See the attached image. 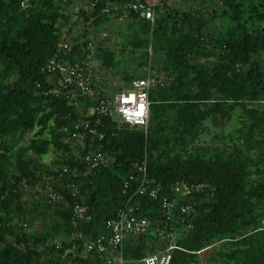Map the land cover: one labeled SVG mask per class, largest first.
Returning a JSON list of instances; mask_svg holds the SVG:
<instances>
[{"label":"trees","instance_id":"trees-1","mask_svg":"<svg viewBox=\"0 0 264 264\" xmlns=\"http://www.w3.org/2000/svg\"><path fill=\"white\" fill-rule=\"evenodd\" d=\"M223 1L225 10L212 18L226 20V27L208 32L192 13L164 6L160 15L157 3L153 22L134 11L120 19L99 6L71 11L74 0H28L26 7L23 0H0V264H98L95 254L83 255L86 237L108 235L106 221L127 204L152 221L148 231L126 241L124 264H141L169 245L157 221L162 199L181 181L205 187L190 200L192 226L175 222L170 264H264V230L258 229L264 217V0ZM110 21L117 25L116 49L97 36L105 23L113 28ZM64 33L75 50L80 39L97 44L103 66L122 68L128 86L149 65L166 76L164 86L150 91L146 131L104 116L92 125L95 132L80 129L85 147H77L76 157V139L66 142L71 135L65 128L86 118L90 100L77 108L38 85L47 80L43 67ZM132 62L140 66L136 71ZM235 112L241 124L226 132ZM211 123L220 129L207 141ZM54 149L56 157L43 161ZM96 149L110 163L75 175L83 154ZM145 159L157 198L137 193L140 174L129 179ZM72 182L74 196L67 187ZM49 187L63 193L66 204L53 201ZM77 204L88 205L90 219L75 218ZM36 217L42 227L34 229Z\"/></svg>","mask_w":264,"mask_h":264},{"label":"built area","instance_id":"built-area-1","mask_svg":"<svg viewBox=\"0 0 264 264\" xmlns=\"http://www.w3.org/2000/svg\"><path fill=\"white\" fill-rule=\"evenodd\" d=\"M77 2L80 10L90 11L99 6L102 12L119 17L126 18L130 11L137 12L143 17L152 20L156 19V0H74ZM28 0H23L22 6L26 7ZM74 37V34L72 35ZM71 37H66L65 33L59 40L55 54L46 62L43 71L47 74V80L38 85L44 84V93L46 94H64L70 105L81 108L85 99L90 100L87 108L85 119L77 121L73 128L66 127L65 130L70 132L69 137L65 140L71 142V148L76 157L80 156L77 150L78 146L85 147V134L80 129L95 132L93 124L103 122V117L111 115L114 120L120 124L131 127H139L147 130L150 116V91L165 85L166 76L160 73L150 65L144 68V76H136L131 79L129 86L122 85L123 90L116 89L109 93L99 79L96 71L94 43L90 42L87 46L84 39H80V46L74 49ZM91 50L87 56L85 50ZM31 134V133H29ZM28 135V134H27ZM26 135V136H27ZM27 138V137H26ZM82 169L76 166L75 175H90L93 171L102 166L108 165L110 159L99 149L83 154ZM68 166L64 167V172ZM140 174L138 179H142L137 187V193L148 194L153 198L159 195V189L153 187L149 175L147 160L136 162L133 166V172L130 173L129 179ZM126 187L129 182H126ZM67 187L71 189L72 195L77 193V184L68 183ZM205 187L203 183L190 184L187 181H181L173 187V195L162 199L161 219L157 221L158 230L162 241H170L167 247L154 251L144 256L142 264H170L172 261V250L177 246L174 244L178 234L175 226L176 221H188L189 227L192 226L195 217V208L190 201L195 193ZM48 196L53 201L66 204L65 195L61 192L54 191L51 187L48 189ZM135 204H127L118 210L116 217L106 221L109 229L108 235H99L86 237L84 242L83 255L93 253L96 255L98 264H124L126 263L124 253L126 250V241L138 238L139 235L148 231L152 221L146 217H140L134 213ZM75 218L90 219L89 207L86 204H77L75 207ZM26 229L28 222L22 221L20 225ZM259 230H264V217L259 224ZM81 235V234H80ZM76 245V244H75ZM164 244L160 243V246Z\"/></svg>","mask_w":264,"mask_h":264},{"label":"rangeland","instance_id":"rangeland-1","mask_svg":"<svg viewBox=\"0 0 264 264\" xmlns=\"http://www.w3.org/2000/svg\"><path fill=\"white\" fill-rule=\"evenodd\" d=\"M156 3L162 6V10L159 13L160 15L166 14L167 12L166 7H168V9H170L173 13H178L180 15L183 13H192L194 16L200 18L204 22L205 24L204 28L208 32L211 28L216 29V30L223 29L224 27H226V24H227L226 20H222L219 17L212 18V14H215L216 16L217 14H220L225 10V5H224L223 0H156ZM77 9H78L77 2H74L72 4V7H70V10L75 11ZM156 10L158 11V9ZM63 15L64 14H62V17ZM109 23H112V21H110ZM112 24H114L113 28H111V26H109L108 28V24L105 23V25L101 27L100 33L97 36L99 38L107 37V42L103 43L104 46L116 49L119 47V44H117V39L115 38L117 37L116 36L117 35L116 26L117 25L116 23H112ZM79 31H83V29H80ZM96 47H97V44H94V48ZM95 63H96L97 75H99V79L101 83L104 85L105 89L109 93H112V91L116 89L123 90L124 87L122 85L125 86L126 81H124V78L120 73V71L123 70L122 68L118 69L117 71L107 69L105 66H103V62L101 63L99 55L97 54L95 55ZM129 65L130 67H132L131 70L133 71H136L140 67V66L139 67L136 66L134 62H132ZM240 124H241V121L239 117V112H235L230 118V120L228 121V123H226L225 130L226 132H229L233 130L235 127L240 126ZM219 129L220 128L216 126V124L211 123L210 130L208 132H205L203 136L208 141L211 139L214 132ZM30 136H32V133L28 134L27 138H29ZM57 154L58 153L54 149V151H51L43 156V161L50 162V160L55 158ZM33 221L34 222L33 223L31 222V224L34 229L36 227L38 228L42 227V224H41L42 222L39 218L36 217L33 219ZM28 229L29 230L32 229L31 225L28 226L25 230H28ZM215 246L208 247V249L205 248L204 251L200 253L201 260L204 261L206 256L213 251Z\"/></svg>","mask_w":264,"mask_h":264},{"label":"bare ground","instance_id":"bare-ground-1","mask_svg":"<svg viewBox=\"0 0 264 264\" xmlns=\"http://www.w3.org/2000/svg\"><path fill=\"white\" fill-rule=\"evenodd\" d=\"M96 48H94V51L96 52V50H95Z\"/></svg>","mask_w":264,"mask_h":264},{"label":"crops","instance_id":"crops-1","mask_svg":"<svg viewBox=\"0 0 264 264\" xmlns=\"http://www.w3.org/2000/svg\"><path fill=\"white\" fill-rule=\"evenodd\" d=\"M134 264H138V263L136 262V263H134Z\"/></svg>","mask_w":264,"mask_h":264}]
</instances>
